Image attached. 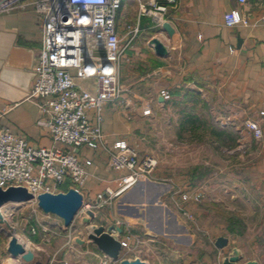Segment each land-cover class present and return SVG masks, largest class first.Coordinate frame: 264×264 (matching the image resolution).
Listing matches in <instances>:
<instances>
[{"label":"crops","instance_id":"0c3cea01","mask_svg":"<svg viewBox=\"0 0 264 264\" xmlns=\"http://www.w3.org/2000/svg\"><path fill=\"white\" fill-rule=\"evenodd\" d=\"M33 1L16 0L9 11L0 12V127L23 137L33 147H49L52 144L46 125L49 115L40 107L43 99L30 96L33 68L42 44V18ZM234 8L248 19V25H224L223 14ZM162 18L174 29L171 37L151 15L138 13L137 0H124L118 11L120 96L104 106L103 144L95 150L75 149L81 159L91 160L86 166L87 178L78 190L84 203L85 200L94 203L92 199L106 188L117 190L125 172L108 167L103 145L110 146L114 141L124 139L139 152L153 154L145 143L149 142V120L157 123L164 113L173 109L178 116L174 128L178 134L188 133L189 125L183 123L184 114L172 104V98L160 101L159 93L161 89H167L171 94L195 93L198 100L196 113L211 116L216 126L237 136L234 145L229 147L227 177L235 181L229 191V203H182L178 189L194 188L189 182V172L178 177L166 167L161 171L158 160L153 179L143 178L141 184L125 191L137 188L144 192L148 186L151 196L168 198L170 195L171 199H177L179 212L191 218L197 236L202 239H187L189 227L177 225L194 250L170 254L171 259L165 255L161 259L152 256L142 260L149 264H222L223 258L237 248L240 257L234 264L247 261L264 264V114H260L264 111V0H245L243 3L238 0H176ZM126 25L138 28L131 39L126 34ZM154 37L164 44L166 55L158 56L154 52L150 43ZM77 83L94 89L92 80ZM147 106L150 113L144 115ZM248 119L260 125V138H255L245 126ZM170 123H173L171 118ZM190 141L219 147L215 138L208 135ZM162 177H166L165 182L156 181ZM122 223L119 236L129 232L128 225ZM165 223H168V229H173V223L169 227L170 220L165 219ZM27 228L29 234L23 244L32 251L33 258L22 264H63L62 254L77 255V247L70 240L51 243L40 223L30 221ZM218 236L228 239L223 248L214 245ZM7 240L5 233L0 232V264H21L19 259L8 254ZM86 243L78 244L81 249L86 246L79 254L90 253L100 261L103 253L95 245L87 248Z\"/></svg>","mask_w":264,"mask_h":264},{"label":"built area","instance_id":"2783aa9c","mask_svg":"<svg viewBox=\"0 0 264 264\" xmlns=\"http://www.w3.org/2000/svg\"><path fill=\"white\" fill-rule=\"evenodd\" d=\"M15 1L2 3L0 12L9 11ZM123 1H33L36 12L42 18V44L33 68L30 96L43 99L40 107L49 115L46 125L52 144L49 147H33L23 137L0 127V188L23 186L36 197L43 192H64L60 186L65 181L71 185L69 188L77 190L84 184L86 166L91 164V160L81 159L75 149L85 147L95 150L103 144L101 125L104 106L120 96L118 59L121 37L117 30V14ZM238 1L243 3L245 0ZM137 2L139 14L151 15L161 25L165 21L163 13L176 0H164L160 4L144 0ZM223 22L228 27L249 23L235 8L223 14ZM125 27L130 39L138 32L137 26ZM75 79L92 80L94 89L82 87ZM159 94L164 101L170 99L167 89H161ZM149 113L150 107L147 106L143 114ZM245 126L255 138L262 136L257 121L248 119ZM103 149L108 167L125 174L121 175L117 190L106 188L97 195L93 204L107 202L138 185L143 178L153 179L158 167V159L153 154L139 152L124 139H118L110 146L103 145ZM158 180L165 182L166 177ZM178 195L182 203L198 204L203 192L198 187L178 189ZM31 201L36 202V198ZM84 205L91 207L83 200ZM185 214L188 216L187 212ZM111 233L119 240L120 250L131 251L138 245L139 239L131 232L119 236L118 231L113 229ZM109 262L108 256L103 254L102 264Z\"/></svg>","mask_w":264,"mask_h":264},{"label":"rangeland","instance_id":"374dc122","mask_svg":"<svg viewBox=\"0 0 264 264\" xmlns=\"http://www.w3.org/2000/svg\"><path fill=\"white\" fill-rule=\"evenodd\" d=\"M75 80L83 84L91 81L90 79ZM162 116L157 123L149 120V142H145L147 148L160 161V170L164 171L166 167L171 169L172 174L179 177L195 165L208 168V175H214L199 182L198 188L202 190L203 197L198 204H202L204 201H215L227 205L229 203V191L232 189V185L235 184L232 177H227L230 164L229 148L224 145L218 147L212 143L199 145L196 141H190L189 133L178 134L173 125L178 116L173 109ZM170 118L173 123H170ZM156 181L160 182L159 180ZM69 186H71L69 182L65 181L61 184L60 190L66 191ZM240 186L241 189H244L243 184ZM132 191H123L107 202H102V206L85 200V203L91 207L82 206L68 227H64L62 220L56 215L42 212L36 202H8L0 210L3 217L14 227L16 236L22 243L27 241L26 238L29 234L27 227L32 220L45 227L51 243L58 244L70 240V243L77 247V255L73 256L72 253L70 255L62 254L63 264H102V259L99 261L97 257L90 253L79 254V250L86 249V246L81 249L78 245L80 243L74 241V237L82 239L83 243L87 241V248L89 245H95L88 238V233L93 225L100 224L108 226L111 223L122 226V222H124L126 223L124 225H128L129 232L139 239L138 245L133 250H120L117 260L108 257L110 259L108 264H120V260L124 258L145 259L154 256L161 259L167 255L171 259L170 254L194 250L192 247L190 248L187 239H191V237L202 238L200 235L197 236L191 218L179 212L177 207L179 201L177 199H171L170 195L168 198L164 195L160 197L158 195L151 196L148 186L144 192H140L137 188ZM96 199L95 197L92 200ZM133 202L135 205H133ZM164 208L166 211H163ZM89 209L94 212L92 218L87 214ZM84 217H88L90 220L84 221ZM165 219L170 220L171 225L169 227L173 223V229H168V223H165ZM0 225L5 227L3 224ZM177 225L178 227L181 225L189 227L188 232L185 231L188 233L187 239L186 235L183 236L178 231ZM0 232L3 233V231Z\"/></svg>","mask_w":264,"mask_h":264},{"label":"water","instance_id":"95a60500","mask_svg":"<svg viewBox=\"0 0 264 264\" xmlns=\"http://www.w3.org/2000/svg\"><path fill=\"white\" fill-rule=\"evenodd\" d=\"M9 0H0V5ZM162 30H164L167 36L171 37L174 29L171 24L167 21H163L161 24ZM150 43L153 46L154 52L158 56H163L167 54L166 47L164 44L157 38H152ZM159 100L162 101V97H159ZM142 182V181H141ZM141 182L138 183L141 184ZM148 182H150L148 180ZM137 186V185H136ZM134 187V186H133ZM36 198L37 206L46 214H54L62 220L63 226L68 227L77 211L81 208L83 202V196L80 191L74 187L68 188L64 192L50 193L43 192L39 193L34 197L23 186H8L5 189L0 188V207L8 202L12 203H21L28 202ZM87 214L90 218L94 217V212L89 209ZM88 217H84V221H89ZM0 224H3L5 227L0 225V228L4 229L5 235L8 237L6 250L12 258L20 260V263L29 262L33 258V253L31 250L27 249L26 246L20 242L16 236L14 227L4 219L2 213L0 212ZM115 229L118 233L121 232L119 226L111 224L107 227L104 225H93L91 231L88 233V238L92 240L96 247L110 259L117 260L120 251V242L115 238L111 231ZM2 231V230H0ZM77 243H83L82 239L76 238ZM228 242V239L223 236H218L214 245L217 248H223ZM239 250L237 248L232 249V253L223 258L222 264H234L239 259ZM12 264V263H7ZM120 264H148L146 261L140 258L133 259H121ZM245 264H256L255 261H247Z\"/></svg>","mask_w":264,"mask_h":264},{"label":"trees","instance_id":"16d2710c","mask_svg":"<svg viewBox=\"0 0 264 264\" xmlns=\"http://www.w3.org/2000/svg\"><path fill=\"white\" fill-rule=\"evenodd\" d=\"M171 98L172 104H174V106H177L179 111L184 114L183 123H187L189 125L188 133L191 137V140L203 139L208 135L210 138H215L219 146L224 145L229 148L234 145L237 139L236 133L216 126V124L213 123V119L211 116H199L196 113L198 100L195 93H170L169 100H171ZM188 172L190 177L189 182L191 186L195 188L198 187V184L201 180L208 176L209 169L206 167L203 168L199 165H195L191 167ZM34 239L37 240L36 238Z\"/></svg>","mask_w":264,"mask_h":264},{"label":"bare ground","instance_id":"6f19581e","mask_svg":"<svg viewBox=\"0 0 264 264\" xmlns=\"http://www.w3.org/2000/svg\"><path fill=\"white\" fill-rule=\"evenodd\" d=\"M4 219H6V218H4ZM0 230L4 231V229H2V228H0Z\"/></svg>","mask_w":264,"mask_h":264}]
</instances>
